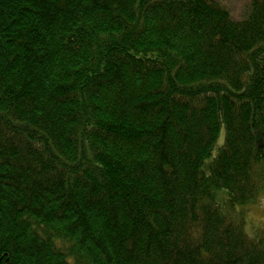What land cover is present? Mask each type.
I'll use <instances>...</instances> for the list:
<instances>
[{
	"label": "trees",
	"instance_id": "16d2710c",
	"mask_svg": "<svg viewBox=\"0 0 264 264\" xmlns=\"http://www.w3.org/2000/svg\"><path fill=\"white\" fill-rule=\"evenodd\" d=\"M246 7L0 0V264H264V0Z\"/></svg>",
	"mask_w": 264,
	"mask_h": 264
},
{
	"label": "rangeland",
	"instance_id": "374dc122",
	"mask_svg": "<svg viewBox=\"0 0 264 264\" xmlns=\"http://www.w3.org/2000/svg\"><path fill=\"white\" fill-rule=\"evenodd\" d=\"M224 4L232 16L236 20H240L244 17L247 9L248 0H218ZM224 141V133H222L219 144L221 145ZM264 226V199L260 205L254 207L248 213V233L251 234L254 228Z\"/></svg>",
	"mask_w": 264,
	"mask_h": 264
}]
</instances>
